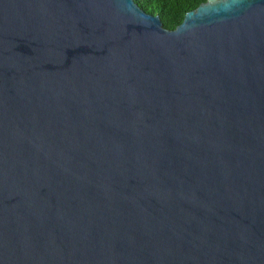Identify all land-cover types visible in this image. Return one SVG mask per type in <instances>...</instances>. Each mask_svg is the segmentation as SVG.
<instances>
[{
	"label": "water",
	"instance_id": "95a60500",
	"mask_svg": "<svg viewBox=\"0 0 264 264\" xmlns=\"http://www.w3.org/2000/svg\"><path fill=\"white\" fill-rule=\"evenodd\" d=\"M0 264H264V0H0Z\"/></svg>",
	"mask_w": 264,
	"mask_h": 264
},
{
	"label": "trees",
	"instance_id": "16d2710c",
	"mask_svg": "<svg viewBox=\"0 0 264 264\" xmlns=\"http://www.w3.org/2000/svg\"><path fill=\"white\" fill-rule=\"evenodd\" d=\"M145 12L158 15L163 28L173 30L185 13L207 0H134Z\"/></svg>",
	"mask_w": 264,
	"mask_h": 264
}]
</instances>
